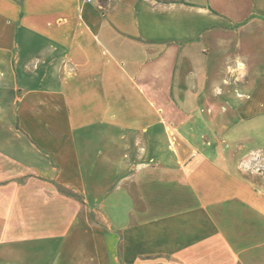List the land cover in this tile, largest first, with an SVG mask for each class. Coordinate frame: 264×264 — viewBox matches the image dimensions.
Masks as SVG:
<instances>
[{"label":"crops","instance_id":"crops-1","mask_svg":"<svg viewBox=\"0 0 264 264\" xmlns=\"http://www.w3.org/2000/svg\"><path fill=\"white\" fill-rule=\"evenodd\" d=\"M264 0H0V264H264Z\"/></svg>","mask_w":264,"mask_h":264},{"label":"built area","instance_id":"built-area-1","mask_svg":"<svg viewBox=\"0 0 264 264\" xmlns=\"http://www.w3.org/2000/svg\"><path fill=\"white\" fill-rule=\"evenodd\" d=\"M92 1V0H88ZM247 168H254L264 175V154H255L253 155L246 163Z\"/></svg>","mask_w":264,"mask_h":264},{"label":"rangeland","instance_id":"rangeland-1","mask_svg":"<svg viewBox=\"0 0 264 264\" xmlns=\"http://www.w3.org/2000/svg\"><path fill=\"white\" fill-rule=\"evenodd\" d=\"M248 169H249V168H248ZM249 172H250V173H254V174H259V175L263 176L259 171L255 170L254 168H250V169H249ZM263 177H264V176H263Z\"/></svg>","mask_w":264,"mask_h":264}]
</instances>
